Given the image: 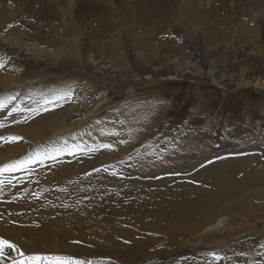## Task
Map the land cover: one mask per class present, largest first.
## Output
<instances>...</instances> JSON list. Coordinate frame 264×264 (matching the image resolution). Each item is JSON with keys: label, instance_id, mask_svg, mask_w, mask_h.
<instances>
[{"label": "bare ground", "instance_id": "6f19581e", "mask_svg": "<svg viewBox=\"0 0 264 264\" xmlns=\"http://www.w3.org/2000/svg\"><path fill=\"white\" fill-rule=\"evenodd\" d=\"M0 61V100L14 97L0 109V136L23 138L0 141V165L55 157L0 177L15 185L0 195V238L25 254L94 264L240 261L238 243L203 244L231 236L226 224L252 213L264 195V158L164 170L150 144L137 147L165 114L162 98L136 101L125 121L108 94L130 81L204 78L263 91L264 0H0ZM257 144L235 152L264 151ZM257 213L263 222L264 209Z\"/></svg>", "mask_w": 264, "mask_h": 264}, {"label": "rangeland", "instance_id": "374dc122", "mask_svg": "<svg viewBox=\"0 0 264 264\" xmlns=\"http://www.w3.org/2000/svg\"><path fill=\"white\" fill-rule=\"evenodd\" d=\"M142 83L143 81H130L120 84L122 93L114 88L110 90L108 98L110 105L116 106L118 115L125 121L131 113L132 105H136V101L149 105L156 104L162 98L164 103L162 102L160 108L165 114L157 119L158 123L155 122V125H152V122L147 128L145 127L137 147L151 146L153 163L156 162L160 166L164 163L161 166L164 170L174 168L186 170L203 161L196 166L198 169L211 160L239 154L252 155L253 153L261 155V159L264 158V151L261 149L235 152L236 149L246 148L251 144H264V90L257 91L251 87L226 90L206 78ZM104 91L105 89L101 90V93ZM192 116L195 117L188 124L187 120H191ZM145 135H148V138ZM187 136L189 137L187 145L191 146L186 153L188 156L182 151L181 142ZM184 147L187 148V146ZM229 150L234 152L225 153ZM208 157L211 158L205 161L204 159ZM254 202V206L249 208L252 213L248 212L251 213L247 216L248 218L243 219L239 214L226 224L228 230L234 228L237 231H234L231 236L220 235L217 240H211V237H208L203 246L207 249L212 248L210 246L218 245V240L225 244L238 243L242 248L235 251L234 256L240 257V261L233 264H264V247H261L264 245V221L257 222L262 218V215L260 216L257 212L264 209V195L257 197ZM241 229L247 231L245 230L244 233ZM240 253L241 255L238 256ZM228 257L229 254L222 255L224 259Z\"/></svg>", "mask_w": 264, "mask_h": 264}, {"label": "snow or ice", "instance_id": "6c2138e0", "mask_svg": "<svg viewBox=\"0 0 264 264\" xmlns=\"http://www.w3.org/2000/svg\"><path fill=\"white\" fill-rule=\"evenodd\" d=\"M0 67H3L2 61H0ZM11 99H14V97L9 98V101L0 100V109L7 107V103L10 102ZM19 110V108H13L12 112H16ZM9 115H11V113H9ZM3 127H5V124L0 121V128ZM22 139V137L15 135L8 137L0 136V141L5 142H15ZM102 147L111 148L112 145L107 144L102 145ZM44 158L54 159L55 157H41V155L37 153L34 158L29 157L28 159H18L9 163H5L3 165H0V177H4L5 173L19 171L22 168H25L28 164L35 163L37 159ZM94 171L98 172L100 171V169H95ZM6 183L15 187V185L12 183V179L5 180L3 178H0V195L3 194V188ZM34 195L39 196L40 193H35ZM13 199H15V197H13ZM261 247H264V245H262ZM13 252L16 253L15 256L11 254ZM211 255L217 260L221 259L219 256L216 255V253H211ZM5 259L10 260L11 264H94V262L91 260H85L71 256H61L52 254H25L15 243L10 242L7 239L0 238V264H3Z\"/></svg>", "mask_w": 264, "mask_h": 264}]
</instances>
